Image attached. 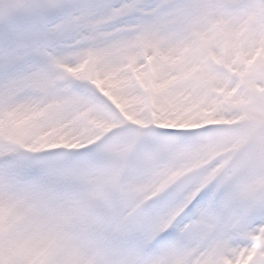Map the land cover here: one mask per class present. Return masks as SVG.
Returning a JSON list of instances; mask_svg holds the SVG:
<instances>
[{
    "label": "snow or ice",
    "instance_id": "6c2138e0",
    "mask_svg": "<svg viewBox=\"0 0 264 264\" xmlns=\"http://www.w3.org/2000/svg\"><path fill=\"white\" fill-rule=\"evenodd\" d=\"M0 264H264V0H0Z\"/></svg>",
    "mask_w": 264,
    "mask_h": 264
}]
</instances>
